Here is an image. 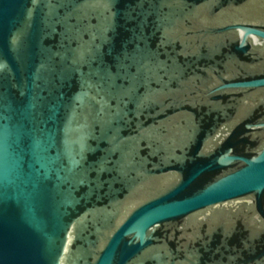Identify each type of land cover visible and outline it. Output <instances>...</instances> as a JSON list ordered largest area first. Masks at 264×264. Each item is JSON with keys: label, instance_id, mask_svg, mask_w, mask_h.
Segmentation results:
<instances>
[{"label": "water", "instance_id": "95a60500", "mask_svg": "<svg viewBox=\"0 0 264 264\" xmlns=\"http://www.w3.org/2000/svg\"><path fill=\"white\" fill-rule=\"evenodd\" d=\"M0 264H264V0H0Z\"/></svg>", "mask_w": 264, "mask_h": 264}]
</instances>
